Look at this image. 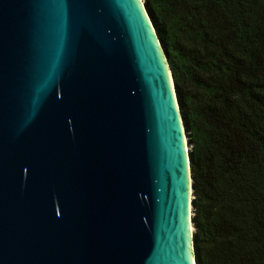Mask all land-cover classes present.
<instances>
[{"label": "water", "instance_id": "95a60500", "mask_svg": "<svg viewBox=\"0 0 264 264\" xmlns=\"http://www.w3.org/2000/svg\"><path fill=\"white\" fill-rule=\"evenodd\" d=\"M191 182L144 0H0V264H195Z\"/></svg>", "mask_w": 264, "mask_h": 264}, {"label": "trees", "instance_id": "16d2710c", "mask_svg": "<svg viewBox=\"0 0 264 264\" xmlns=\"http://www.w3.org/2000/svg\"><path fill=\"white\" fill-rule=\"evenodd\" d=\"M188 144L195 264H264V0H144Z\"/></svg>", "mask_w": 264, "mask_h": 264}, {"label": "bare ground", "instance_id": "6f19581e", "mask_svg": "<svg viewBox=\"0 0 264 264\" xmlns=\"http://www.w3.org/2000/svg\"><path fill=\"white\" fill-rule=\"evenodd\" d=\"M184 142H185V140H184ZM186 145V144H185Z\"/></svg>", "mask_w": 264, "mask_h": 264}]
</instances>
